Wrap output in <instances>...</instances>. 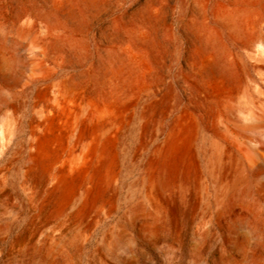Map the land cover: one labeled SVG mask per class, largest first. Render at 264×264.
I'll return each mask as SVG.
<instances>
[{
    "label": "rangeland",
    "instance_id": "rangeland-1",
    "mask_svg": "<svg viewBox=\"0 0 264 264\" xmlns=\"http://www.w3.org/2000/svg\"><path fill=\"white\" fill-rule=\"evenodd\" d=\"M256 26L264 0H0V264H264V205L161 128L179 70L255 78Z\"/></svg>",
    "mask_w": 264,
    "mask_h": 264
},
{
    "label": "bare ground",
    "instance_id": "bare-ground-1",
    "mask_svg": "<svg viewBox=\"0 0 264 264\" xmlns=\"http://www.w3.org/2000/svg\"><path fill=\"white\" fill-rule=\"evenodd\" d=\"M36 44L42 47L38 42ZM249 45L257 48L256 52L247 53V57L255 63L251 66L254 68L255 78L248 79L249 75L243 68L233 87L213 68H209L208 73L211 81H186V70H179L171 87L180 106L172 104L162 119L161 128L170 126L169 137L173 132L179 131L183 122L192 121L193 135L189 143L199 159L201 175L218 185L216 202H224L231 197V200L253 210L258 208L259 203L264 205V47L258 26L251 32ZM149 94L147 92V97H150ZM237 98L240 102L234 105ZM243 135L248 136L247 140ZM249 137L254 145L248 144ZM197 143L201 144L200 149ZM203 182L200 179L199 185L202 187ZM251 188L256 200L251 197Z\"/></svg>",
    "mask_w": 264,
    "mask_h": 264
}]
</instances>
